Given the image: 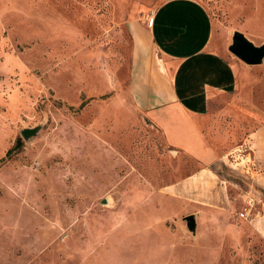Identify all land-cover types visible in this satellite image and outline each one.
Listing matches in <instances>:
<instances>
[{"label":"rangeland","instance_id":"obj_1","mask_svg":"<svg viewBox=\"0 0 264 264\" xmlns=\"http://www.w3.org/2000/svg\"><path fill=\"white\" fill-rule=\"evenodd\" d=\"M164 1L0 0V264H264V207L249 179L241 205L195 235L164 204L174 198L165 187L196 164L126 88L129 24ZM196 1L232 27L255 0ZM247 196L256 203L241 218Z\"/></svg>","mask_w":264,"mask_h":264},{"label":"crops","instance_id":"obj_2","mask_svg":"<svg viewBox=\"0 0 264 264\" xmlns=\"http://www.w3.org/2000/svg\"><path fill=\"white\" fill-rule=\"evenodd\" d=\"M146 21L129 24L127 93L169 148L196 164L165 187L174 198L164 204L194 215L197 229L201 220H220L241 205L245 178L264 207V79L249 84L264 68L239 64L227 49L234 31L260 45L264 3L255 0L252 13L232 27L221 26L196 0H166ZM260 228L264 236V221Z\"/></svg>","mask_w":264,"mask_h":264},{"label":"water","instance_id":"obj_3","mask_svg":"<svg viewBox=\"0 0 264 264\" xmlns=\"http://www.w3.org/2000/svg\"><path fill=\"white\" fill-rule=\"evenodd\" d=\"M228 51L248 66L260 65L264 61V42L260 45H254L248 40L244 34L234 31L231 37V43L228 46ZM39 131V127L33 129H24L21 131V136L25 140L34 136ZM188 232L195 235L196 221L194 215H188L183 218Z\"/></svg>","mask_w":264,"mask_h":264},{"label":"built area","instance_id":"obj_4","mask_svg":"<svg viewBox=\"0 0 264 264\" xmlns=\"http://www.w3.org/2000/svg\"><path fill=\"white\" fill-rule=\"evenodd\" d=\"M152 24V19L148 20V25L150 26ZM255 200L249 196L245 197L242 204V209L239 212V217L246 218L251 210L254 208Z\"/></svg>","mask_w":264,"mask_h":264},{"label":"trees","instance_id":"obj_5","mask_svg":"<svg viewBox=\"0 0 264 264\" xmlns=\"http://www.w3.org/2000/svg\"><path fill=\"white\" fill-rule=\"evenodd\" d=\"M20 147V142H18L17 141V143H16V145L13 147V148H11V149H9L7 152H6V157H8V155H10V153L13 151V150H15L16 148H19Z\"/></svg>","mask_w":264,"mask_h":264}]
</instances>
